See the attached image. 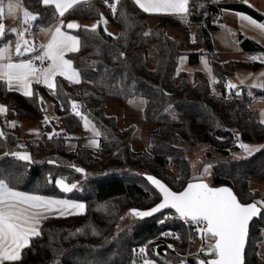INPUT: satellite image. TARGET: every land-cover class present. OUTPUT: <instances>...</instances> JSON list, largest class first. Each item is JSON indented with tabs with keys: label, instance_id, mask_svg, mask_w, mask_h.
I'll list each match as a JSON object with an SVG mask.
<instances>
[{
	"label": "trees",
	"instance_id": "trees-1",
	"mask_svg": "<svg viewBox=\"0 0 264 264\" xmlns=\"http://www.w3.org/2000/svg\"><path fill=\"white\" fill-rule=\"evenodd\" d=\"M21 2L25 9L40 15L32 31L53 22L54 9L43 6L41 0ZM112 2L108 0L109 4ZM89 4L91 7L78 5L81 10L66 13L63 19L83 24L98 21L103 13L117 28L118 35H107L103 25L95 34L83 28L74 32L88 44L67 57L74 61L75 67L82 69L83 82L70 84L58 77L62 88L59 99L45 87L34 85L39 96L53 103L58 123L41 125L38 137L19 138V124L12 128L6 121L41 123L46 112L41 111L35 98L8 92L0 83V103L9 108L6 117L0 116V129L7 136V140L0 139V173H10L19 191L86 205L84 214L45 220L42 235L31 241V247L24 250L18 264H133L136 248L148 244L154 249L163 244L157 241L167 231L178 232L180 240L176 242L175 251L164 245L159 247V252L167 253L162 264H180L184 261L181 255L188 246L193 252L194 242L199 237L192 225L175 218L174 211L149 219L130 215L131 221L120 233H116L117 226L130 210H148L161 201L160 194L144 174L153 175L180 192L192 182L193 172L199 176L206 162L213 169L211 186L230 187L243 203L264 200V148L249 158H229L231 151L238 147V138L264 143L261 112L253 108L256 101L264 100V90L245 86L238 88L240 96L233 90L231 97L228 94L224 98V103L214 100L216 93L224 95L225 83L231 81L237 71L264 68V64L249 59L264 54V46L239 32L231 35L236 50L225 57L221 49L225 44L216 41L215 35L230 33L221 27L220 15L241 12L262 22L264 17L236 0H191L192 14L187 23L174 16L144 13L133 0H121L115 16L104 0H92ZM20 17L12 26L20 23ZM150 20L155 21L152 27ZM167 29L180 31L182 38H173ZM8 39L14 38L6 36L5 40ZM151 45L156 51L154 69L147 66ZM185 55L191 65L199 64L201 58L207 56L213 76L219 82L211 85L201 72L191 81L186 72H179V60ZM139 98L146 100L142 112L144 120L155 123L156 129L150 133L148 149L137 152L130 143L135 126L120 128L117 118L108 114L107 105H125ZM70 99L83 105L81 111L88 114L101 131L97 150L82 145L86 138L82 135L83 122L72 114ZM53 129L61 135L50 140L47 136ZM76 134H81L76 138L78 148L68 152L66 142ZM20 150L29 152L32 161L4 155ZM194 160H199V170L193 168ZM75 167L83 168L86 176L77 173ZM49 176L52 183L48 182ZM61 177L68 183H76L77 189L64 193L55 183ZM258 183L263 189L257 187ZM161 219H164L163 224L159 223ZM92 227L98 234L92 233ZM80 229L83 231H78ZM263 245L264 212L250 226L245 264H264ZM197 260L193 253L187 264H197Z\"/></svg>",
	"mask_w": 264,
	"mask_h": 264
},
{
	"label": "snow or ice",
	"instance_id": "snow-or-ice-1",
	"mask_svg": "<svg viewBox=\"0 0 264 264\" xmlns=\"http://www.w3.org/2000/svg\"><path fill=\"white\" fill-rule=\"evenodd\" d=\"M120 2L121 0H113L109 4L108 0H104L113 16L116 15L117 5ZM133 2L144 13L174 16L185 23L192 14L191 0H133ZM41 3L43 6L54 9L51 14L53 22L47 27H39V32L47 36V41L37 43L32 28L34 22L40 19V15L22 8L21 0H0V83L8 92H17L29 99L35 98L36 102L41 105V111L46 112L44 99L39 96L34 85L44 86L51 95L59 99L62 88L57 80L58 77H62L70 84L82 83V69L75 67L74 61L67 57L70 53L80 52L81 48L87 47L88 44L73 32H78L83 28L95 34L102 24L105 26L108 24V20L103 13H100V19L90 27L78 21L65 22L63 18L66 13L81 10L77 8L78 5L91 7L89 0H41ZM244 3L252 7L248 5L247 0H244ZM18 12H22L20 23L6 30L4 20L9 17L17 18ZM234 14L239 20L264 32V22L257 21L246 13ZM104 31L109 36L113 35L107 31V27ZM228 31L231 32L230 29ZM231 34L235 35L234 32ZM145 35H151V33H145ZM6 36L14 39L5 40ZM192 39L195 42V37ZM123 55L120 53L121 57ZM26 56L29 58L24 59ZM249 59L264 64V54L251 56ZM201 62L211 75L212 69L207 58H202ZM212 82L219 81L213 76ZM240 84H244V80H240ZM225 87L229 97L233 90L236 96L242 94L238 85L232 81H227ZM252 88L264 90V84H253ZM248 94L251 96V91ZM68 102L72 114L83 122V127L87 131L92 133L89 144L99 148L101 131L89 115L81 111L83 105L71 99ZM129 102L136 103L135 100ZM140 103L143 104L146 101L140 98ZM61 107L63 108V105ZM8 113L9 108L0 104V116L6 117ZM261 115L264 116V113ZM51 122L46 115L44 123L51 124ZM6 123H9L12 128L16 127L14 122L6 121ZM260 123L264 124V119H261ZM36 135H39L38 130ZM60 135L61 133L53 129L47 138L51 140ZM0 139L7 140L2 129H0ZM238 147L250 156L264 146L239 143ZM4 155H11L21 161H32L31 154L27 152H5ZM49 163L55 164L56 161H49ZM210 168L211 165L206 166L203 174L194 176L193 182L187 183L184 190L180 192L173 191L161 179L144 174L147 182L159 192L161 201L148 210L132 209L129 214L143 219L163 213L166 209L174 210L178 217L186 224L192 225L198 237L205 241L206 247H202L200 251L211 258L198 259L197 264H245L249 225L253 218L260 217L264 212V200L243 203L231 188L211 187L204 182V174H207ZM74 170L86 176L83 168L75 167ZM48 182H53L51 176L48 177ZM55 183L64 193H70L78 187L76 183L66 182L63 177L58 178ZM85 208L86 205L82 202L19 191L10 173H0V264H18L23 259L24 250L31 247V241L42 235L43 221L52 217L53 214L66 218L84 214ZM159 223L163 224L164 219H161ZM78 231H83V229ZM91 231L93 234H98L94 227ZM162 235L168 236L170 233ZM173 238L180 239L178 235H174ZM167 247L175 251L172 245ZM138 252L143 257L141 264H157L155 260L147 258L148 253L145 247L140 248ZM156 255L159 256V253L157 252ZM180 264H186V262L182 260Z\"/></svg>",
	"mask_w": 264,
	"mask_h": 264
},
{
	"label": "rangeland",
	"instance_id": "rangeland-1",
	"mask_svg": "<svg viewBox=\"0 0 264 264\" xmlns=\"http://www.w3.org/2000/svg\"><path fill=\"white\" fill-rule=\"evenodd\" d=\"M256 2L262 3L264 5V2H262L261 0H255ZM22 4V2H21ZM22 8H24V6L22 5ZM25 9V8H24ZM22 17V12H18L17 13V18L18 17ZM17 18H6L4 20V24L7 29H10L12 27V23L17 19ZM154 20H150L149 21V25L150 27H152L153 25L151 23H154ZM90 25V24H89ZM104 27V25H103ZM107 27V31L111 32L113 35L112 36H117L118 35V30L115 26H113L112 24L108 23L106 25ZM115 31V32H113ZM37 32V30H36ZM167 33L172 36L173 38H176L178 40H180L182 38V33L176 29H167ZM34 36L35 35V30L33 31ZM38 39V38H37ZM39 40V39H38ZM36 41L37 43H39V41ZM147 66L150 69H154L156 66V51H155V46L151 45L149 47L148 50V58H147ZM241 71V70H239ZM238 72V71H237ZM236 72V73H237ZM235 76V75H234ZM194 81V79H193ZM43 97V96H42ZM44 102H45V107L47 108L46 114L51 121H55L56 123H58V117L54 112V105L53 103L47 99L46 97H43ZM143 99V98H142ZM131 100H135L136 103H130L128 102L125 105H118V104H108L107 105V112L109 115L115 116L118 120V126L120 128H124V127H129V126H135V134L131 140V145L132 148L137 151H145L146 149H148L149 146V137H150V133L153 132L156 129V125L153 122H147L144 120L143 118V109L146 103L141 104L140 103V98L139 99H131ZM144 101H146L145 99H143ZM254 105V104H253ZM170 114L172 115L173 118L176 117L175 113L171 110ZM45 118V117H44ZM44 118L41 120V123H34V122H25V121H20V120H15L13 121L16 124H19V126L21 127L18 130V136L21 139L24 138H32V137H38L40 136L41 132H40V127L41 125H46L44 123ZM263 119V116L260 115V120ZM39 131V135H36V131ZM81 134H76L73 135L72 137H78ZM82 135H84L86 138H92V133L90 131H87L84 128V131L82 132ZM239 143H245V144H249L252 146H264V143L262 142H249V141H245L241 138H238L236 141V145L238 146ZM264 147H261L260 150H262ZM18 152H27L25 150H20ZM259 152V151H257ZM255 152V153H257ZM29 153V152H27ZM255 153H253L252 155H254ZM30 154V153H29ZM199 154V153H197ZM252 155H248L247 153H245L241 148L237 147V149L231 151V153L229 154V158H233V159H245V158H249ZM200 158V157H199ZM211 165L209 162H206V164H204L201 169H200V175L203 174V170L206 166ZM200 164H199V160H194L193 161V168L195 170H199L200 168ZM193 176H197V174H195V172H193ZM204 181L207 182L208 184H212L213 182V169H212V165L211 168L209 169V172L207 174H204ZM257 187L263 189V186L261 184H257ZM131 221V216L128 213H125L122 217L121 220L117 226L116 229V233H120L127 225L128 223ZM202 247H206L205 241H203L202 239H198L197 241L194 242V252L200 251V249ZM262 253L264 254V245L262 246Z\"/></svg>",
	"mask_w": 264,
	"mask_h": 264
},
{
	"label": "crops",
	"instance_id": "crops-1",
	"mask_svg": "<svg viewBox=\"0 0 264 264\" xmlns=\"http://www.w3.org/2000/svg\"><path fill=\"white\" fill-rule=\"evenodd\" d=\"M89 1H92V0H89ZM236 1L247 6L244 3V0H236ZM261 1L264 2V0H261ZM247 3H248V5L252 6V7H250L252 10L257 12L258 14H261L264 17V5L262 3L256 2L255 0H247ZM234 13H241V12H226V13H223L222 15H220V18H219L220 25L225 26L224 29H227V30L230 29L231 30V32H229L230 35H226V33H223L222 35H215L216 41H218V42L222 41L226 45V46L223 44L221 45V49L224 51V55H226L225 57H228V55H231L233 53V51L236 50V47L234 45L235 43H233L234 37H233V39H231V35H232L231 33H233V32L234 33L239 32L242 36L249 38V39H253L256 42H258L259 44H261L262 46H264V32H261L259 29L255 28L251 25H248L244 21L239 20ZM247 15L251 16L250 14H247ZM251 17H253V16H251ZM254 19H256V18H254ZM256 20L259 21L258 19H256ZM71 21H77V20H71ZM78 22H80V21H78ZM96 22H97L96 20H91V21L84 22L83 24L81 22L80 23L84 26L90 27L91 25L95 24ZM108 23H110V22H108ZM151 24L153 25L154 23H151ZM105 27L106 26L104 25V28ZM113 32H115V31H113ZM35 35H36V38L39 39V40L36 39V41L38 40L39 43H43V42L47 41V36L41 34L39 32V29L37 30V32L35 30ZM220 44H221V42H220ZM182 57H185L186 59L182 60L181 59ZM182 57L180 58L179 65H178L179 72H186L191 81H193L195 74L197 72H201L208 79V81L211 85L215 84L212 82L213 72L210 75L208 73V71L204 68V66L201 62L202 58H205V57L209 61L207 56H203L201 58V61L197 65H191L189 63V58L187 55L182 56ZM28 58L29 57H27V56L24 57V59H28ZM209 66L212 69L210 62H209ZM262 73H264V68L259 69L257 71L241 70V71H238L237 73H235V76H233L231 78V81L233 83L237 84L238 88L245 87V86L252 87L253 84H264V75H261ZM240 80H244V84H240ZM253 108L258 109L261 113H264V100L256 101L253 105ZM263 119H264V116H263ZM76 138L77 137H74L73 139H70L69 141L66 142V150L68 152H74L77 150L78 143L76 141ZM90 139L91 138H85L82 145L85 148L97 150L98 148L92 147L89 144ZM85 211H86V208H85ZM85 211H84V213H85ZM53 216H57V215L53 214Z\"/></svg>",
	"mask_w": 264,
	"mask_h": 264
},
{
	"label": "built area",
	"instance_id": "built-area-1",
	"mask_svg": "<svg viewBox=\"0 0 264 264\" xmlns=\"http://www.w3.org/2000/svg\"><path fill=\"white\" fill-rule=\"evenodd\" d=\"M34 26H35V23L33 24V28H32V30L34 29ZM226 83H227V82H226ZM226 83H225V85H226ZM224 87H225V86H224ZM227 95H228V91H227V89H226V87H225V93H224V95H221V94H219V93H216L214 100H215L216 102H218V103H224V98H225ZM174 216H175V218H177L179 221L184 222L183 220H181V219L178 217V214H177V215H174ZM184 223H185V222H184ZM185 224H186V223H185ZM186 225H190V224H186ZM166 233H170V235H168V236L161 235V236L159 237V239H158L157 242L161 243V241H163V244L158 245V246L155 247L154 249H150V245H148V244H144V245L139 246L138 248H136L135 250H137V251H134V253H133V264H141V261H142L143 257L139 254L138 250H139L140 248H142V247H145V248H146L147 253H148V256H147L148 259L155 260V261L157 262V264H162V261L165 260V255H163L161 252H159V250H158L159 247H160L161 245H164L165 247H167L168 245H172L173 248L175 249V248H176V242H177L178 240L175 239V238H173V237H174V235H178V236H179L178 232H174V231H167ZM179 237H180V236H179ZM179 240H180V239H179ZM168 249H170V248H168ZM170 250H172V249H170ZM200 250H201V249H200ZM172 251H173V250H172ZM157 252L159 253V256L156 255ZM193 253H194L195 255H197L198 259H204V260H207V259H210V258H211V257H209V256H206V255H205L203 252H201V251H197V252H194V251H193V252H192V251L190 250L189 246H188L186 253H185L184 255H181L182 258L184 259V261L186 262V264H187L188 259L191 257V255H192Z\"/></svg>",
	"mask_w": 264,
	"mask_h": 264
},
{
	"label": "water",
	"instance_id": "water-1",
	"mask_svg": "<svg viewBox=\"0 0 264 264\" xmlns=\"http://www.w3.org/2000/svg\"><path fill=\"white\" fill-rule=\"evenodd\" d=\"M193 182V181H192ZM205 182V181H204ZM165 183V182H164ZM207 183V182H206ZM166 184V183H165ZM167 185V184H166ZM210 185V184H209ZM168 186V185H167ZM211 186V185H210ZM153 187V186H152ZM211 187H214V186H211ZM225 187V186H224ZM154 188V187H153ZM218 188V187H217ZM230 188V187H229ZM155 189V188H154ZM156 190V189H155ZM184 190V189H183ZM182 190V191H183ZM157 191V190H156ZM174 191V190H173ZM233 191V190H232ZM158 192V191H157ZM234 192V191H233ZM159 193V192H158ZM235 193V192H234ZM170 209H166V210H164V212H166V211H169ZM171 211H174V210H171ZM163 212V213H164ZM159 214H161V213H157V214H155L154 216H152V217H147V218H143V219H149V218H153V217H155V216H157V215H159ZM259 217H257V218H253V220L250 222V225H249V235H250V226H251V224H252V222L255 220V219H258ZM139 219V218H138ZM248 239H249V237H248ZM247 245H248V243H247ZM246 248H247V246H246ZM245 254H246V249H245Z\"/></svg>",
	"mask_w": 264,
	"mask_h": 264
}]
</instances>
